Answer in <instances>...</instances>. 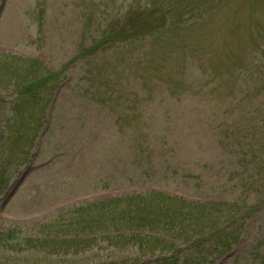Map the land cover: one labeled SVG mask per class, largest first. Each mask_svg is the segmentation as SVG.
I'll return each mask as SVG.
<instances>
[{"label":"rangeland","instance_id":"374dc122","mask_svg":"<svg viewBox=\"0 0 264 264\" xmlns=\"http://www.w3.org/2000/svg\"><path fill=\"white\" fill-rule=\"evenodd\" d=\"M131 2L167 15L150 36L81 57ZM263 44L264 0H0V54L37 59L46 74L63 70L32 156L0 196V230L28 231L87 201L163 190L259 204L232 250L212 264H260L264 64L242 67L235 84L233 71ZM11 85L0 86L2 130L16 96ZM245 178L258 187L246 189ZM40 253L1 255L17 264H69L62 252Z\"/></svg>","mask_w":264,"mask_h":264},{"label":"trees","instance_id":"16d2710c","mask_svg":"<svg viewBox=\"0 0 264 264\" xmlns=\"http://www.w3.org/2000/svg\"><path fill=\"white\" fill-rule=\"evenodd\" d=\"M141 5L128 4L123 18L112 19L106 27L102 26L92 45L84 48L80 56L105 51L116 44H128L137 37L149 35L153 29L156 31L157 19L163 20L167 12L157 11L156 4ZM259 53L260 56L240 59L241 65L233 71H237L234 84L243 77L242 67L253 65L258 59L264 64L262 46ZM39 65L37 59L0 54V86L13 84L11 86L16 88V96L9 102L4 129L0 128V196L10 176L30 160L45 123V109L61 80L63 70L46 74L40 71ZM185 77L189 79L187 73ZM259 78L263 83L262 77ZM3 105L0 99V120ZM146 123L149 124L148 119ZM254 145L248 143L245 147L251 149ZM235 154L244 155L246 160L251 157L244 152ZM257 183L245 178L244 185L251 189L257 188ZM258 190L264 196V185ZM260 207L257 203H240L239 200H191L163 190L87 201L74 206L67 216L57 214L50 222L41 223L32 230L20 226L0 230V264H17L15 260H3V252L25 257L32 249L50 256L51 250H56L53 255L62 252L69 264H212L232 250L247 219ZM108 248L124 253L123 260H111L110 254H104ZM96 256H105V261L97 263ZM259 257L260 264H264V256ZM28 261L31 260L23 262Z\"/></svg>","mask_w":264,"mask_h":264}]
</instances>
